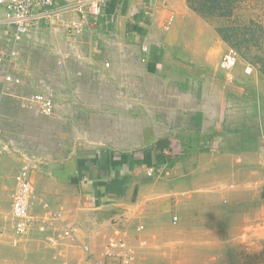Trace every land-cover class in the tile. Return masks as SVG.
Returning <instances> with one entry per match:
<instances>
[{
    "label": "rangeland",
    "instance_id": "rangeland-1",
    "mask_svg": "<svg viewBox=\"0 0 264 264\" xmlns=\"http://www.w3.org/2000/svg\"><path fill=\"white\" fill-rule=\"evenodd\" d=\"M148 10L151 24L172 32L170 39L177 44L166 47L168 61L158 70L130 62L135 54L104 70L102 58L116 54L97 50L91 54L98 60L81 63L80 68L86 69L77 76L78 87L76 80L60 77L41 49L26 50L21 55L26 77L10 88L13 97L5 101L9 92L0 62L1 125L13 140L4 157H17L18 171L26 163L31 176L44 174L53 163L66 166L75 155L96 156L104 151L129 162L138 160L140 177H148L151 167L145 158L161 139L184 146L198 136L212 137L215 147L211 149L219 153H252L264 143V0H152ZM137 49L134 42L133 52ZM228 49L236 50L239 60L225 70L221 58ZM5 50L0 33L1 56ZM249 66L251 74L245 72ZM57 81L64 87L73 82L77 89L69 95L65 90L60 93ZM38 91L52 96L58 92V108L51 117L23 107V99ZM173 156L172 165L185 158L180 152ZM248 157L235 163L233 179L227 181L235 194V204L227 212L253 210L249 214L253 252L247 264H264V173H256L252 185L248 169L255 161ZM241 159L235 155V161ZM159 166H152L157 172L148 178L165 180L167 175ZM17 174L15 186L2 190L0 196V264H11L9 257L16 258L15 251L26 260L30 257V264H59L67 241L53 246L48 240L53 232L46 238L39 236V246H33L35 231L42 232L35 214L34 229L14 243L11 204ZM243 239L248 240L246 235ZM227 256L231 259L226 263L241 264L233 260L237 255Z\"/></svg>",
    "mask_w": 264,
    "mask_h": 264
},
{
    "label": "crops",
    "instance_id": "crops-1",
    "mask_svg": "<svg viewBox=\"0 0 264 264\" xmlns=\"http://www.w3.org/2000/svg\"><path fill=\"white\" fill-rule=\"evenodd\" d=\"M70 2L74 3L76 0ZM151 3L152 0H108L97 24L91 25L92 28L80 37L77 44L79 46L69 38L65 28L57 31L51 25H42L32 35L23 37L16 46L17 55L12 69L4 59L11 52L12 46L7 41L4 27L0 26L6 49L0 55V62L6 73L18 78L19 84H22L23 77H26L21 68L22 52L41 49L50 57L51 60L48 61L59 70L57 73L61 74L60 77L72 78L73 82L76 80L79 87L77 76L82 75L86 69L80 68L81 63L98 60L91 52L99 50L116 54L113 58L108 55L102 58L104 61L101 67L104 70L105 62H110L111 67L112 64L117 67L128 54H135L130 62L142 64L139 62L141 46L146 42L155 45L156 41L161 40L162 53L158 55L154 49L149 63L142 64L149 71L158 70L162 68L163 62L168 61L166 47H175L177 44L170 39L172 32H163L160 26L154 27L151 24L148 10ZM66 18L73 19L75 15L69 12ZM112 31L119 36L117 47H107L105 43V36ZM134 42L138 44V51L135 52ZM59 61L65 62L63 68H59ZM4 82L8 92L12 86L19 85ZM73 82L71 87L69 84L64 87L57 81V90L60 93L65 90L68 95L70 91L74 93L77 86ZM35 94L48 95L41 91ZM57 94L49 95L54 101L55 111L58 108ZM11 97L13 94L9 92L4 99L7 101ZM167 140L171 142V148L165 151L167 162L157 161L159 156L154 152H150L145 158L147 167L163 164L159 166L167 175L163 181L148 178L151 176L147 171L148 177H140L139 165L135 164L138 160L132 159L129 162L117 154L104 151L96 156L75 155L66 166L53 163L44 174L32 176L38 193L32 213L39 219L44 218L47 213L42 201H45L54 210L63 213L65 226L75 230L76 240L65 242V257L59 264H93L95 260L102 258L108 236L116 229L125 232L126 242L135 252L136 264H228L226 261L231 257L227 255L231 254L237 255L233 260L241 264L248 263L249 255L253 252L250 246L249 218L253 210L248 209L249 211L241 214L227 212L229 205L235 204V194L227 181L233 179L235 163H240L249 156L247 160L255 161V166L248 169V173L253 175L249 179L253 185L255 174L264 173V143L259 144L258 149L252 153L229 150L219 153L211 149L215 147L212 145V137L198 136L190 145L184 146L173 144V139ZM179 152L185 158L178 161V165H172L169 159ZM235 155L243 159L235 161ZM19 164L17 157L0 156L1 197L4 195L3 191L15 186ZM112 204L126 205L132 212L118 225L106 231L97 232L95 222L81 221L83 212ZM174 217L178 218L176 224L173 223ZM53 232L51 228L44 232L35 231L34 234L38 236L32 245L39 246L38 237L46 238ZM245 235L248 240L243 239ZM86 248L89 253L85 251ZM14 254H17L16 258V255L9 257L12 258L11 264H30V257L28 260L24 259L19 251Z\"/></svg>",
    "mask_w": 264,
    "mask_h": 264
},
{
    "label": "built area",
    "instance_id": "built-area-1",
    "mask_svg": "<svg viewBox=\"0 0 264 264\" xmlns=\"http://www.w3.org/2000/svg\"><path fill=\"white\" fill-rule=\"evenodd\" d=\"M107 3L108 0H76L74 3H71L70 0H0V26L4 27L7 41L12 46L11 52L4 57L7 66L11 68L15 64L16 46L22 38L32 35L42 25H51L57 31L65 28L69 38L77 45L84 32L90 30L91 25L97 24ZM69 12H73L75 18H66ZM105 39L107 47L119 45V36L115 31L109 32ZM154 49L158 55L162 53L163 43L161 40L156 41L155 45L144 43L139 51V62L148 64ZM82 58L80 57V59ZM238 60L237 51L228 49L221 58V67L225 70L232 69ZM64 64V61H59V68H63ZM104 67L110 68L111 63L105 62ZM252 70L249 66L245 72L251 74ZM5 81L8 84L20 83L18 78L8 72L5 75ZM23 107L27 111L45 117H51L55 113L52 97L44 94H34L24 98ZM1 121L2 117L0 116V156H6L10 151L8 142H13V140L7 138ZM156 172L157 170L151 167L147 173L152 177ZM16 181L17 187L13 192L11 204V225L14 243L17 244L30 234L36 222L32 207L37 198V190L32 181L31 169L26 163L19 169ZM184 195L182 194V196ZM42 206L47 210V214L44 218L39 219L38 229L42 232L48 228L54 230L53 235L48 237L49 242L53 246H58L63 241L75 242V230L64 225L63 213L54 210L45 201H42ZM177 221L178 218L174 217L173 223L176 224ZM85 251L89 253L88 248ZM93 264H136L135 252L126 242L124 231L116 229L109 234L102 258L95 260Z\"/></svg>",
    "mask_w": 264,
    "mask_h": 264
},
{
    "label": "water",
    "instance_id": "water-1",
    "mask_svg": "<svg viewBox=\"0 0 264 264\" xmlns=\"http://www.w3.org/2000/svg\"><path fill=\"white\" fill-rule=\"evenodd\" d=\"M130 209L126 205L112 204L91 209L81 214V221H92L96 224V231H102L118 225L122 222L130 213Z\"/></svg>",
    "mask_w": 264,
    "mask_h": 264
},
{
    "label": "trees",
    "instance_id": "trees-1",
    "mask_svg": "<svg viewBox=\"0 0 264 264\" xmlns=\"http://www.w3.org/2000/svg\"><path fill=\"white\" fill-rule=\"evenodd\" d=\"M170 148H171V142L167 139H161L156 142L155 146L150 151L154 152L155 154H158L159 158L157 159V161L158 160L162 161L161 159L163 158V156H165V151L169 150ZM167 161L168 160H166V162ZM136 193H137V189L135 190L134 198L136 196Z\"/></svg>",
    "mask_w": 264,
    "mask_h": 264
}]
</instances>
